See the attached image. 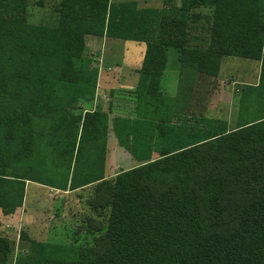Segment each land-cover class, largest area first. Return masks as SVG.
Masks as SVG:
<instances>
[{"label": "trees", "instance_id": "16d2710c", "mask_svg": "<svg viewBox=\"0 0 264 264\" xmlns=\"http://www.w3.org/2000/svg\"><path fill=\"white\" fill-rule=\"evenodd\" d=\"M164 5L60 0L56 25H46L28 21L29 0H0V210L23 206L27 182L62 192L95 185L90 208L109 210L104 232L72 259L31 241L37 257L13 263L0 236V264H264V0ZM201 8L211 17L197 44ZM105 38L147 46L133 120L84 108L96 98ZM170 49L203 77H218L226 57L261 64L234 128L192 110L182 78L177 97L161 92ZM111 131L137 165L107 180Z\"/></svg>", "mask_w": 264, "mask_h": 264}, {"label": "rangeland", "instance_id": "374dc122", "mask_svg": "<svg viewBox=\"0 0 264 264\" xmlns=\"http://www.w3.org/2000/svg\"><path fill=\"white\" fill-rule=\"evenodd\" d=\"M59 1L29 0L28 21L33 24L56 25L57 18L54 9ZM124 1L132 0H111L114 3ZM133 1H137L141 8L158 10L163 8V0ZM197 12L203 14V20L194 25L191 35L196 39L193 42L200 44L201 38L207 35L202 28L209 27L211 10L201 8ZM201 32L202 37L199 35ZM123 43L133 44L121 40H107L104 47L102 44L100 45L101 56L118 63L122 57L124 59L136 58V51L133 48L124 52ZM203 45H205L204 42ZM91 46L94 50L99 48L96 43ZM168 67L170 73L163 84L170 89L174 82L175 72L173 71L176 68L182 69L177 60V53L173 49L168 51ZM260 69L259 62L236 57L224 58L221 62L220 73L215 78L203 77L191 69L183 68L182 97H187L188 103L192 105V110L197 114L203 113L210 119L227 121L228 127L232 129L236 126L241 113L239 99L242 89L245 84L255 85L259 82ZM169 91H171L169 96L175 92L174 90ZM178 93L179 90L173 95L174 97L169 98L177 97ZM96 96L98 97L97 108L109 112L110 121L116 117L132 118L133 102L129 98L130 94L127 90L115 89L112 94L111 89L98 87L97 82ZM170 103L172 102L170 101ZM167 104L169 105L168 102ZM94 106L95 101L84 105V108L94 109ZM140 107H144L143 103H140ZM159 107L161 108L160 113L170 114V109L166 105ZM172 113L176 114L175 110H172ZM250 113L251 111L244 113L243 116L248 117ZM107 148L105 166L107 180H113L120 172L137 165L133 157L119 145L114 131L110 133ZM94 191L95 185L62 192L27 182L23 206L15 214L9 216H5L3 212L0 214V236L7 238L11 243L12 262L14 263L20 255L37 257L38 254L31 247V241L61 246L65 250L57 255L60 259H72V251L75 247L92 246L95 239L104 232L109 217V210L98 213L90 208L89 201L93 197ZM46 254H50L49 249L46 250Z\"/></svg>", "mask_w": 264, "mask_h": 264}, {"label": "crops", "instance_id": "0c3cea01", "mask_svg": "<svg viewBox=\"0 0 264 264\" xmlns=\"http://www.w3.org/2000/svg\"><path fill=\"white\" fill-rule=\"evenodd\" d=\"M124 2H129V1H124ZM134 2H137V1H134ZM116 3H121V2H116ZM175 4L179 6L180 1H176ZM138 6H139V4H138ZM139 8H141V7L139 6ZM164 8H165V5H164V0H163V8L162 9H164ZM142 9H145V8H142ZM151 9H153V8H151ZM109 39H111V38H105L102 41V47H104V44ZM113 40H116V39H113ZM124 42H131V41H124ZM131 43H133V44H124L123 43V50L125 52V51H129V48H133V50L136 51V55H137L136 58L133 57V59H130L128 57V58L124 59V57H122V60H120L118 63V62L110 61L109 59L103 58L101 56V65L99 66V75H98V87H102L104 89H106V88L111 89L112 94H114L115 89L127 90L130 94L129 98H131V101L133 102V108H132L133 116H132V118H130L131 120H133V117H135V115H136V112H135L136 101H135V97L133 95V92L136 91L138 83H139V77H140L139 71L142 68V64H143V60H144V57L146 54L147 46L145 43H139V42H131ZM167 57H168V54H167ZM178 58H179V56L177 53V60L179 62ZM174 64L176 65V62H174ZM168 69H169V67H168V61H167V67H166V70L163 72L162 79H161V92L165 96L171 97V96L175 95L176 91L179 90L180 82H181L180 80L182 78L183 70L176 68V70L173 71V72H175L174 73V82H173V85L169 89V87H166L163 84L168 73H170L168 71ZM168 89L174 90L175 92L169 96V93H171V91H169ZM97 102H98V97L96 96L94 109H96L98 106ZM1 213H2V211L0 210V214Z\"/></svg>", "mask_w": 264, "mask_h": 264}]
</instances>
